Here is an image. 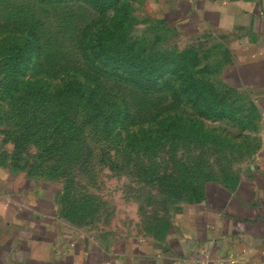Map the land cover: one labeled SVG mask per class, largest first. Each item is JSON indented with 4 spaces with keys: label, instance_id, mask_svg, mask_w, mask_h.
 <instances>
[{
    "label": "rangeland",
    "instance_id": "obj_1",
    "mask_svg": "<svg viewBox=\"0 0 264 264\" xmlns=\"http://www.w3.org/2000/svg\"><path fill=\"white\" fill-rule=\"evenodd\" d=\"M109 33L185 67L133 75L98 57ZM227 58L147 0H0V136L16 166L62 185L76 226L161 240L177 204L234 183L261 148L254 101L222 80Z\"/></svg>",
    "mask_w": 264,
    "mask_h": 264
},
{
    "label": "crops",
    "instance_id": "obj_2",
    "mask_svg": "<svg viewBox=\"0 0 264 264\" xmlns=\"http://www.w3.org/2000/svg\"><path fill=\"white\" fill-rule=\"evenodd\" d=\"M176 32L228 53L222 80L260 115L261 148L234 183L208 182L161 240L101 235L62 213V185L16 166L0 136V264H264V0H147Z\"/></svg>",
    "mask_w": 264,
    "mask_h": 264
},
{
    "label": "trees",
    "instance_id": "obj_3",
    "mask_svg": "<svg viewBox=\"0 0 264 264\" xmlns=\"http://www.w3.org/2000/svg\"><path fill=\"white\" fill-rule=\"evenodd\" d=\"M97 50L96 53L98 55L99 58L101 59H106L108 61H113L115 63H124L125 65H127L129 67V69L131 70L132 74H139L137 76H142L143 72H147L150 73L152 75L156 76V73H159L158 79H161L163 77L162 74L164 71L167 70L168 66H170L171 64H173L175 67L174 70L173 68L168 70L171 71L173 70L175 73L178 72L179 67H185V57L184 56H179L178 54H173L169 57L166 56V54H163V52H154V53H150V54H143L140 53L139 51H137L134 47V45H131L130 43H128L126 40H120L118 39V37L115 36V34L113 33H109L106 36V39H98L97 40ZM117 49V50H115ZM115 50V52H114ZM124 50H128L129 53L132 55V57L138 58L140 59L139 62H137V64L134 63V61H131V57H127L126 55H124V53H121L119 51H124ZM185 53V52H184ZM125 57H124V56ZM184 58V59H182ZM183 60V61H182ZM191 60V59H190ZM147 62L150 63V65L147 64ZM134 66H136L135 68H133ZM133 68V69H131ZM169 69V68H168ZM106 74V73H103ZM190 75H192V72H189ZM112 76V75H110ZM104 77V76H102ZM143 77V76H142ZM120 78V77H119ZM157 81V79H155ZM129 83V82H128ZM132 85H135L138 88H142L144 86H141L139 83L133 84L130 83ZM141 86V87H140ZM144 90V89H143ZM146 90V89H145ZM59 96H62L61 94H59ZM14 160L15 157L13 156ZM203 192L197 196L194 197L193 199H198L202 196Z\"/></svg>",
    "mask_w": 264,
    "mask_h": 264
}]
</instances>
